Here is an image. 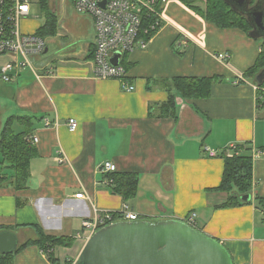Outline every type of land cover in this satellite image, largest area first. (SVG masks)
Here are the masks:
<instances>
[{
    "label": "crops",
    "instance_id": "crops-1",
    "mask_svg": "<svg viewBox=\"0 0 264 264\" xmlns=\"http://www.w3.org/2000/svg\"><path fill=\"white\" fill-rule=\"evenodd\" d=\"M79 17L91 34L83 29L65 35L35 59L37 68H52L53 75L38 80L27 70L12 83L0 80V138L16 117L31 118L29 137L38 138L25 190L15 189V174L0 152V177H7L0 182V226L14 228L19 247L37 238L30 225L80 242L72 259L77 262L90 239L82 224L96 211L119 214L127 206L138 215L136 222L183 221L195 214L196 229L222 244L233 264H264V79L246 76L264 38L218 28L180 0H168L163 26L148 49L126 58L127 80L135 87L126 92L117 80L95 77L94 21ZM223 53L228 62L217 59ZM179 77L219 79L209 98L176 95L177 118L160 117ZM70 119L78 122L76 131H70ZM46 121L58 126L46 127ZM13 130L20 134L24 127L17 122ZM238 145L252 150L251 200L223 207L229 195L217 189L225 162L205 148L221 153ZM105 162L116 166V174L137 175L134 200L124 201L106 184L111 174L100 170ZM81 193L87 198L77 199ZM14 264L53 263L38 247H28Z\"/></svg>",
    "mask_w": 264,
    "mask_h": 264
},
{
    "label": "built area",
    "instance_id": "built-area-1",
    "mask_svg": "<svg viewBox=\"0 0 264 264\" xmlns=\"http://www.w3.org/2000/svg\"><path fill=\"white\" fill-rule=\"evenodd\" d=\"M40 1V0H38ZM77 13L92 17L95 26V51H94V75L101 80H117L121 83L123 91L133 92L135 87L127 80L128 72L123 62L126 57L137 50H147L156 34L163 26V9L168 0H70ZM34 0H0V80L4 83H12L27 70L31 71L40 80L44 75H53V69L37 68L34 59L41 58L47 51L45 38L24 33L21 30L23 20L31 16ZM118 56V64L112 60ZM217 59L228 62V53L219 54ZM46 127H57L58 123L46 121ZM70 131H76L78 122L75 119L68 121ZM29 142L35 145L38 138L35 135L29 137ZM234 149L236 147H233ZM209 157H221L223 154L232 156V153L223 151H210L205 148ZM254 153V152H253ZM260 151H255V155ZM100 170L104 174L116 172V166L111 162H105ZM110 187L113 180H107ZM77 199H85L84 194L76 195ZM95 212V216L83 222L84 229L90 232L91 238L98 231L119 222H136L138 215L124 208L117 213ZM196 215L183 220L186 225L196 229ZM197 230V229H196ZM44 255L52 254V251L44 252ZM69 264H77L71 259Z\"/></svg>",
    "mask_w": 264,
    "mask_h": 264
},
{
    "label": "trees",
    "instance_id": "trees-1",
    "mask_svg": "<svg viewBox=\"0 0 264 264\" xmlns=\"http://www.w3.org/2000/svg\"><path fill=\"white\" fill-rule=\"evenodd\" d=\"M187 7L201 14L207 22L216 25L218 28H238L246 34H250L252 27L248 20L240 13L234 11L225 0H180ZM40 5L44 11V23L37 30V35L41 38L54 37L57 34V17L51 8L50 0H40ZM53 11V12H52ZM262 51L255 65L246 73L247 77L257 76L264 71V44L261 45ZM93 56V55H92ZM127 58V57H126ZM124 67L128 72L129 65L125 61ZM219 78H175L172 81V89L168 101L160 107V117L176 119V95H180L185 100L207 99L212 94V87ZM175 91V94L172 93ZM21 123L24 132L17 134L13 127L15 123ZM33 130L31 118H11L5 124L0 138V152L3 156L4 165L15 174L14 185L16 190H25L30 181V164L37 157V150L29 142V136ZM229 151L232 156L221 155L224 159V174L218 192H225L229 195L228 202L223 207H235L247 202L242 201L241 197L251 194L253 189V155L250 147L238 145ZM108 180H113L111 187L114 194L129 202L136 198L138 192V177L134 174L108 175ZM7 181V177H0V182ZM264 206V199L260 200ZM18 205L21 202L18 200ZM115 219H118L115 214ZM35 230L37 238L22 244L13 254H0V264H14L15 256L28 247H38L44 252L52 251L48 255L53 264H59L54 256L56 248H69L73 245V239L66 237L51 236L44 233L39 225H30ZM14 228L0 226V233L12 231ZM67 262H65L66 264Z\"/></svg>",
    "mask_w": 264,
    "mask_h": 264
},
{
    "label": "water",
    "instance_id": "water-1",
    "mask_svg": "<svg viewBox=\"0 0 264 264\" xmlns=\"http://www.w3.org/2000/svg\"><path fill=\"white\" fill-rule=\"evenodd\" d=\"M252 27L250 35L264 38V0H225ZM112 63L118 64V56ZM259 79H264V71ZM249 202L250 195L241 197ZM19 240L12 231L0 233V254H13ZM77 264H233L228 250L182 221L120 222L95 233Z\"/></svg>",
    "mask_w": 264,
    "mask_h": 264
},
{
    "label": "rangeland",
    "instance_id": "rangeland-1",
    "mask_svg": "<svg viewBox=\"0 0 264 264\" xmlns=\"http://www.w3.org/2000/svg\"><path fill=\"white\" fill-rule=\"evenodd\" d=\"M34 1L36 2V4L32 5L31 16L28 19L23 20L21 23V30L27 34L35 33L36 30L40 26H42L45 21L44 11L42 6L40 5V2L38 0H34ZM50 3L53 6L52 10L55 11L54 13L57 17L56 36L45 38L47 47L50 48V50H54L55 47L53 45L54 41L57 42L60 41L62 43L65 35L68 36V38H72L71 36H73V34L78 33L83 29H87V31L89 30L88 23L80 22L79 16H84V15L77 13L70 0H50ZM86 21L89 20L87 19ZM81 23L84 24L80 28ZM89 34H91L90 30H89ZM261 42L263 45L264 39L261 40ZM75 242L76 241L74 240V244L69 248L57 249L56 257H59L61 259L62 264H65L66 259L68 258H71V260L76 258V254L81 243L79 242L75 244Z\"/></svg>",
    "mask_w": 264,
    "mask_h": 264
}]
</instances>
